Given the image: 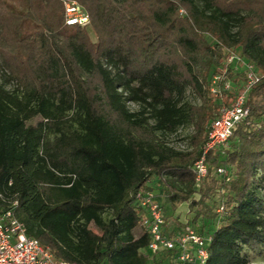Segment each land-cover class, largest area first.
Returning <instances> with one entry per match:
<instances>
[{
  "label": "trees",
  "instance_id": "obj_1",
  "mask_svg": "<svg viewBox=\"0 0 264 264\" xmlns=\"http://www.w3.org/2000/svg\"><path fill=\"white\" fill-rule=\"evenodd\" d=\"M64 1L88 24H66ZM220 1L0 0V208L16 201L27 234L58 259L148 264L134 204L141 189H156L173 209L188 203V224L209 238L207 264H249L244 248L264 252V77L223 159L208 156L231 180L208 173L196 184L190 172L218 112L205 87L222 48L264 76V0ZM187 87L200 105L184 100ZM187 125L190 150L165 144ZM216 193L222 202L207 203Z\"/></svg>",
  "mask_w": 264,
  "mask_h": 264
},
{
  "label": "built area",
  "instance_id": "obj_2",
  "mask_svg": "<svg viewBox=\"0 0 264 264\" xmlns=\"http://www.w3.org/2000/svg\"><path fill=\"white\" fill-rule=\"evenodd\" d=\"M63 4L66 24H88V16L76 2L64 1ZM230 71H241L243 82L237 85L227 78ZM262 77L251 62L233 49H226L225 60L212 75L208 91L213 99L222 101L230 94L232 100L218 109L208 126L201 157L190 168L196 184L209 173V154L221 159L238 124L249 117L247 97ZM215 174L225 182L231 180L225 166L217 167ZM155 191L141 189L134 197L135 207L141 215L140 225L148 235L146 251L153 255L172 253L169 264H207L209 238L188 223L185 228L169 230ZM16 206L14 201L7 209L0 208V264H76L58 259L48 246L28 235L25 225L15 217Z\"/></svg>",
  "mask_w": 264,
  "mask_h": 264
},
{
  "label": "rangeland",
  "instance_id": "obj_3",
  "mask_svg": "<svg viewBox=\"0 0 264 264\" xmlns=\"http://www.w3.org/2000/svg\"><path fill=\"white\" fill-rule=\"evenodd\" d=\"M225 2H226L225 0H221L220 1L221 4H224ZM177 12H178V15L180 17H185L186 16V11L182 7H178ZM86 28H87V31L89 33V39L91 40V42H95V36H94L91 28L89 26L86 27ZM201 36H204L208 42L212 41V38L209 37V35L201 34ZM233 50L238 52L237 49H233ZM225 52H226V48H222L221 56L218 59L217 64L215 65L214 73L217 72V68L223 64V62L225 60ZM60 71H63L61 66H60ZM211 77H212V75L211 76L208 75L207 84H206L205 88H206V92H207L206 96L209 98V103H210L209 106L211 107L210 111L212 112V115H213V114H215L217 112V110L221 106L220 104L222 102L216 101V100H214V99H212L210 97V94H209V91H208V85H209V81H210ZM227 78H229L232 82H234L237 85H239V82H243L244 75L242 74L241 71H234V72L230 71L227 74ZM15 85L16 84L14 82H11L9 85H6V88L7 89H12V87H14ZM228 96L229 97H227V99H225L226 103H229L232 100V95L229 94ZM184 100L186 102H188L189 104H191V105L198 106V105L201 104V98H200L199 94L196 93L195 91H193L190 87L186 88V91H185V94H184ZM127 108L130 111H136L138 109V106L136 104H134V103H127ZM193 133H194V128H193L192 125H187V126H184V127H180L174 133H172V134H170L168 136H165L164 137V142H165V144L167 146H169V147H171V148H173L175 150L188 151V150H190V137L192 136ZM49 138L52 139L53 135L50 134ZM221 159H223V157ZM219 166H225V165L222 164V163H219L218 161H216V163H210L209 164V173H210L211 176H216L215 170ZM227 170L229 171V168H227ZM231 174H232V171H231ZM219 178L221 179V177H218V179ZM220 183L222 185V182H220ZM155 192H157V196H158V191H155ZM261 192L264 193V191H261ZM159 194H161L160 191H159ZM196 198H198V197L196 196ZM158 199H160V201L164 205L165 209H167V212H168V215H169V217H167V220H168L169 223L175 225V229H176V227H177V230H179L181 227L185 228L186 224L188 222H190L191 219H193V211L190 210L189 205H188L187 202L186 203H180V204H178L176 206V208L173 209L167 203L165 196L161 197V195H159ZM214 200H215V202H213L214 205L219 203V201L222 202L223 199H221V194L220 193H216L212 197V199L209 200L207 203L211 204L212 201H214ZM219 212H222V208L219 209ZM107 216H108L107 214L104 215V217H107ZM179 226H181V227H179ZM241 255H243L247 259V262L249 264H264V252H262L261 255H256V254L250 252L248 249L244 248L243 251L241 252ZM163 256H164V253L157 254V255L151 254L149 256L148 264H168L169 263L168 262V258H166V259L163 258L164 259L163 261L161 260V258Z\"/></svg>",
  "mask_w": 264,
  "mask_h": 264
},
{
  "label": "crops",
  "instance_id": "obj_4",
  "mask_svg": "<svg viewBox=\"0 0 264 264\" xmlns=\"http://www.w3.org/2000/svg\"><path fill=\"white\" fill-rule=\"evenodd\" d=\"M152 184V183H151ZM156 190V189H155ZM157 191V190H156ZM169 226V227H168ZM167 227H168V229L169 230H176L177 229V227H176V229H175V225H173V224H171V223H167Z\"/></svg>",
  "mask_w": 264,
  "mask_h": 264
}]
</instances>
